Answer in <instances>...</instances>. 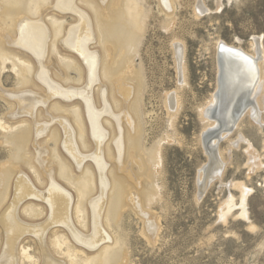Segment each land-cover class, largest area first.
Masks as SVG:
<instances>
[{
	"label": "rangeland",
	"instance_id": "374dc122",
	"mask_svg": "<svg viewBox=\"0 0 264 264\" xmlns=\"http://www.w3.org/2000/svg\"><path fill=\"white\" fill-rule=\"evenodd\" d=\"M52 1L53 0L45 1L46 4L42 7L45 8L43 12L44 15H41L38 12L33 13L27 8L29 6L28 0H0V25L2 23L1 18L5 15L6 11L7 13H14L15 19L17 17L24 19L23 17L25 16V19L29 17L27 20H37L40 24L45 21L44 23L47 25L44 24V27L48 30L47 33L49 35H47V43L42 56V62L44 63L42 64L44 66L38 65L40 63L28 52L7 43L5 38L8 36L12 37V40L16 39L17 33L15 27L12 30L9 29L8 33L1 32L0 29V42L4 45L5 48H2L5 49L6 52L16 53L15 55L18 54L17 56L20 54L19 57L22 56V59L25 58L28 63L31 61L32 64L30 63V65L33 69L32 71H34L38 65L37 71H44L45 77H47V79L49 78L47 81H51L49 84L53 82L51 86H56L58 90L57 93H59L65 91L63 89L69 86L70 89H79L84 86L87 78L85 75L86 71L82 69V73L85 76L81 73L83 78L77 80L79 78L78 72L75 69L69 68L72 67V65L66 63L73 59V57L77 59H75L76 62L78 61L77 55L70 50L71 53H68V50L64 49L63 45L60 43L64 36H66V33L64 34L66 29L62 31V34H64L63 36L60 34L56 37V43H60V45L58 43L56 45V50L58 52H56V54L55 52L50 54V41L53 40L51 36L53 28L51 29V23L49 24V22L53 17H58V19L60 18L59 20H65L64 23H66L67 26H72L74 23L77 25L81 22L80 18L89 22L88 20L90 18L93 23L90 22L89 27L92 25L93 28L90 27V30L93 29L94 31H91L93 36L89 35L85 44H89V46H86L89 52H96L95 54L98 55L99 60L102 59L98 61L97 67L100 65V67H102V63L105 60L103 59L105 54H102L105 52L101 43L96 40L99 39V34L95 24L96 19L94 20V8L90 6L88 2L85 0H74L76 4L72 3L74 7L72 6L71 10L68 9L57 12L55 7L56 0H54L55 2L53 1L54 3ZM99 1L100 0H91L90 2L89 0V2L97 8L101 6V1ZM108 1L111 3L112 0H104V4L110 9L111 6ZM122 1L124 2V0ZM137 1L143 10L142 27L137 30L135 34V51L132 55V60L134 70H136V72L138 70L139 73H137L142 77L139 81V77L136 78V81L128 78L129 75L128 77L126 76L128 79H124V81L127 82L128 80V86H130L132 90L128 97H132V102H135V106L138 105V107L132 108L134 103L132 104L128 97L123 98L116 93L109 78H105L103 74L101 75L102 69L100 67L96 72L97 82L91 85L93 105L97 110L104 109L99 115L100 124L108 133L104 140L103 158L104 161H107L106 179L111 191H109V189L106 192V199H110V195L113 191V183L111 184L113 179L112 173L116 175V180H119L118 182L116 181L120 183L117 185L121 186H119L121 189H119L120 195L114 197L112 201L113 204L111 203L112 226L110 228H108L106 222H104L105 217H102L105 230L111 237L113 236L114 238V235L119 237V243L122 247V249L121 247L118 249L121 255L117 252L118 257L116 256L117 260L115 258V264H264V123L260 125L255 119L245 114L240 120L239 127L231 131L228 138L221 139L218 144L220 159H222L221 161L225 164L221 175H217L216 178H211V184L201 196L198 193L197 186L203 167L206 166L205 164L208 165L209 163L201 142L203 131L209 124H206L207 122L203 118L201 109L210 101L211 94L216 88V41L221 40L226 44L250 50L252 48V39L256 36L261 38L264 48V0H173V10L170 13L166 11L160 0ZM50 2H52V4ZM119 2L120 5H123L120 0ZM200 2L203 4V9L201 10L197 9V4ZM23 3L25 4L23 5ZM75 5H77L78 9L81 8L82 10H78ZM19 11L21 12L20 14H18ZM83 12H85L86 15L88 14V19H86V15ZM49 14L52 15L50 20ZM103 20L105 22V18L102 19L101 17V21ZM12 33L16 35L14 34V36H12ZM93 33H95L96 36L98 35V38ZM94 38H96V41L93 40ZM91 41H94V43ZM112 41L110 40V43ZM177 42H181L184 45V78L181 76L177 65ZM98 43H100L99 45L101 47ZM9 44L11 46H9ZM47 49L50 50L47 52ZM97 51L99 53H97ZM46 54L47 56L45 57ZM60 55H65V57ZM44 57L47 59L44 60ZM50 57H52L54 64ZM74 59L71 61H74ZM62 60L66 62L64 63ZM10 61L11 59L6 60L4 64L0 62V64L4 66V68H0V122H5L7 125H11L10 128H14L19 125L15 123L28 118L27 122L31 124L32 130L30 131L31 135L29 134V140L31 141L20 149L22 152H18L15 144L7 140L6 136L17 133L19 129H13L10 132L0 129V217L2 216L3 210L9 205L13 198L14 185L17 178L20 176L15 175L14 177L13 173L15 174L16 172L15 170L12 171V178H10V182H8L10 184L5 197L6 186L2 182V171L7 167L9 168L11 164H16V162H18L21 172L26 175V177H29L30 182L34 186H39L40 188V177H37L35 173H40L41 171L35 170L34 173L33 170L28 168L27 164L23 162L27 158L25 157V152L31 153L33 159L42 160L47 166L51 164L55 165L56 159L51 156L53 140L47 141V139L49 135H51L50 131L53 129H56L59 134L63 131L57 117L60 116L62 118L63 115H65L69 126L74 128L77 125L71 107H65L67 108L66 110H52L51 105L56 101L62 105H67L69 102H65L67 100L56 95L49 97V86L47 84H44V86L43 83L36 78L38 74L36 70L33 73L31 71L28 81H24L29 84H24L22 80L18 78L20 76L17 75V71L13 68V64ZM45 61H47V64ZM35 63L38 64L36 65ZM61 63L67 68L65 69ZM2 65H0V67H3ZM120 67L121 66H119V68ZM45 69H47L49 75L46 74ZM100 69L101 71L99 72ZM61 74H64V77H59ZM66 74H68L67 78L70 81L68 79L66 80ZM97 74L100 76L98 77L99 79L97 78ZM55 81L59 83L61 88L58 87L59 85ZM101 81H103L102 83L105 85L103 87L105 92L101 87L103 84H99ZM100 87L102 88V92H99L101 90ZM69 88L67 89L69 90ZM45 89H47L46 91L48 94ZM16 91L19 93H16ZM32 91L38 93L35 94L32 93ZM21 92L24 93L20 96L22 98L23 95H28L35 100L37 99L36 104L33 106L36 110H33L34 113L30 112L31 114L29 116L27 114H21L28 112L19 111L16 108L15 99L11 95V93L21 94ZM41 92L43 93L42 95ZM62 94L63 93H59L60 96H62ZM135 96L137 99L133 98ZM169 96L170 98H168ZM11 97L12 99H9ZM42 97L45 99H42ZM71 99H73L76 104L78 103L76 97ZM173 99L177 101V105L172 107L169 105L168 100L170 101ZM69 101L71 100L69 99ZM126 101H129L128 105ZM120 102L121 104H119ZM80 103L82 106L81 101ZM48 104L51 107H48ZM124 105L127 106L126 115L120 113L121 107L123 108ZM104 107H106L107 110ZM137 111H139V115H136ZM38 112L42 115L39 114V116H37ZM32 113L36 116H34L36 123L44 126L45 129L43 133L34 134V122L31 118L33 117ZM124 117H127V119ZM262 118L264 122V114ZM30 119L32 121H30ZM115 122H117V124ZM86 124L88 125V123ZM25 125H27V123L23 124L24 127ZM117 125L121 126L122 129L120 128V131H118L119 127H116ZM132 127H135V130L137 129V133L135 132L133 135H135V137L139 136L140 143L137 148L142 151L139 152L135 149V157L137 156V158L142 159V168L133 160L135 159L134 155L130 157L128 153V137L132 131V133H134V129L131 131ZM22 129L23 128H21V130ZM46 129H48V131ZM117 133L119 135H117V137L121 136L122 140L120 141V148L122 150L121 152L120 149L117 150L119 153H116L117 151L114 150L115 148L112 144L114 143V138H116ZM240 135H242L245 140L242 139L239 144L233 145L231 140H237V136L240 137ZM75 138L77 139V134ZM34 141L36 145H34ZM248 142H250V146ZM77 143L78 150L85 155L82 165L84 168L89 167L91 169L94 177L89 178L94 182V186L98 188L99 184L97 183L95 174V163L92 159V155H90L93 151L92 137L87 135V147L83 146L79 140ZM108 145H110V151L115 159L121 164L123 163L124 166L129 165V169L134 178L127 176L126 173H119V171L115 169L114 159L111 161L110 158L107 157ZM58 152L67 161L75 163L61 147L58 149ZM148 152L154 154L155 158L153 162L152 159L148 157ZM16 153H18V156L15 155ZM252 154L255 156L254 160H249V155L253 158ZM215 156L218 164L219 156ZM32 157L30 158L34 161ZM34 164L37 165V161H35ZM4 165L6 166L3 167ZM75 165L71 164L73 170L72 174L78 176V172H80L81 169H78ZM112 168L113 170H111ZM220 168L222 169L221 166ZM56 175L58 177V173ZM232 181H241L246 187L251 189L249 193H247L246 198L247 217L239 216V210H235L233 214L227 215L225 219L220 216L219 211L222 203L230 194L234 196L235 201H239L240 190L230 185ZM63 184L64 188L71 194L75 201L76 196L74 188L66 183ZM1 187H5V198L2 195L3 193L1 194L3 191ZM97 192V190L90 192L88 196L91 197L88 198V200L93 199ZM133 196L140 202L139 206H141L144 214L140 213L132 206L131 199ZM29 197L30 196L26 197L23 202L20 201L16 208V213L19 221L25 222L27 225H33L45 219V216L43 217L45 212H43L42 216L37 214L36 217H29V213L24 210L26 203L32 202L29 200ZM43 201L42 199L40 204L42 208H44ZM24 212H26L27 215ZM87 212H89L88 205ZM72 219L74 220V217H72ZM147 220H150L153 227L148 226ZM56 227L50 228L47 231L44 246L47 251L49 248L48 253H50L51 257L61 260L62 255L55 253L49 245L50 239L48 241V238L51 237L52 229H56ZM77 227L76 224V228ZM88 227L87 233L90 232V220L88 221ZM86 230L87 228H85V233ZM4 240L5 229L0 222V264L2 260L5 261L6 264H12L9 262L11 259H6L2 254ZM71 242L74 243L73 240H71ZM23 245L28 249L31 258H33V262L30 264H38L37 259L40 250H38L35 238L30 232H25L18 240L15 251V264H29L21 255V247ZM46 246L48 248H46ZM81 247L88 256H92L98 251L96 249L91 250L88 247L84 248V246L80 244L79 248ZM77 260H79V258Z\"/></svg>",
	"mask_w": 264,
	"mask_h": 264
},
{
	"label": "bare ground",
	"instance_id": "6f19581e",
	"mask_svg": "<svg viewBox=\"0 0 264 264\" xmlns=\"http://www.w3.org/2000/svg\"><path fill=\"white\" fill-rule=\"evenodd\" d=\"M45 1L46 0H28L29 6L27 7V4H26V7L30 11H32L33 13L38 12L41 15H44L43 12L45 11V8H42V7H44V5L46 4ZM85 1L88 2L90 4V6H92L94 8V10H93L95 13L94 14L95 15L94 20L96 19L95 24H96V27L98 29L97 31H98L99 36L98 35L97 36L99 37V39L94 38L93 40H95V39L98 40L101 43L102 48L104 49V52H105V53L102 52L103 53L102 55L105 54L106 58L105 57L103 58V56H102V58L105 60L103 61V63L101 62L102 67H100L101 65L99 66L102 69L101 75L103 74V76L105 78H109V80L111 81V83L113 85V88H115L116 93H118L120 95V97L127 98L131 94L132 90H131L130 86H128V83H127L128 80L126 82V81H124V79L126 80L128 78H131L132 80L137 81L136 78L139 77V79H138V81H139V80H141L140 78L142 77V76L140 77V75L138 74L139 73L138 70H137L138 73L136 72V70H134L132 55L135 51L134 39L136 36L135 35L136 31L141 29V27H142L141 24H142V12H143V10L140 7V5L138 4L137 0H124L125 3L122 0H120L123 5L119 4L120 3L119 0H112V1L110 0L111 3L108 1L110 3V6H111L110 9L105 6L104 0H100L101 6L99 5L100 6V7H98L99 9L96 6H95L96 7L95 8L92 5V3H90L91 0H90V2H89V0H85ZM160 1L162 3L163 7L166 9V11H169V13L172 12L173 0H160ZM52 2H50V3L52 4ZM72 3H74V0H73V2H72V0H56L55 7H56L57 12H61V10H63V11L68 10V9L71 10L72 6L74 4H76V3H74V4H72ZM21 4H22V2H21ZM24 4L25 3H23V5ZM75 7H77V5H75ZM113 7H115V8H113ZM52 9H53V7H52ZM52 9H51V11H52ZM74 9H76V8H74ZM77 9H78V7H77ZM79 9H81V8H79ZM197 9H199V10L203 9L202 2L197 4ZM20 13L21 12L19 11L18 14H20ZM83 13L85 14V12H83ZM13 14L7 13V11H6L5 15H3L1 18V20H2V23L0 25L1 32L8 33L9 29L12 30L15 27L16 33H17L16 39L12 40V37H10V36L5 38L7 40V43H10L11 45H15L20 50L23 49L24 51L28 52L31 56H33L38 61V63H40V64L35 63L36 65L38 64V65L44 66L43 65L44 63L42 62V56L44 54L46 43H47V35H49L47 33L48 30H46V28L44 27L45 26L44 24H46V23H44L45 21L42 22V24H40V22H37V20L29 21V20H27L29 18V17L27 18V16H26L27 19H25V16L23 17L24 19L17 17V16H16L17 18L15 19V17H14L15 15H13ZM49 15H50L49 20H50L52 15L51 14H49ZM87 16H88V14L86 15V19L89 18V16L88 17ZM35 17H36V15H35ZM101 17H102V19L105 18V22H104V20L101 21ZM35 19H37V18H35ZM59 19H58V17L57 18L53 17L50 22L48 21L49 24L51 23L50 24L51 29L53 28V30H52L53 32L51 35L53 37V40L50 41V43H51V47H50L51 53L50 54H52L53 52H55V54H56V52H58L56 50L57 49L56 45L58 43V42L56 43V41H57L56 37L58 35L62 34L63 33L62 31H64L66 29V32H64V34L66 33V36H64V38L62 37L63 39L61 38L62 41L60 43L63 45L64 49L68 50V53L72 52L75 55H77L78 61L76 62L77 59L75 58L76 59L75 60L74 57H73L74 61H71L73 59L70 60V58H69V60L71 62L70 61L66 62L63 60L62 61L64 63L66 62L67 64L72 65L73 68L72 67H69V68L75 69L78 72L77 74L79 75V78L77 80H80V78L81 79L83 78L81 76L83 74L82 69L85 70L86 71L85 75H86L87 80H86V82L84 81L85 82L84 86L80 87L79 89L78 88L77 89H73V88L70 89L69 88L70 86H69V87H67V88H69V90H68L67 88L65 89L63 87L64 88L63 90H65V91L59 92V93H63L62 96H60L59 93H57L58 92V90L56 89L57 87L51 86V84L53 82L51 84H49V82H51V81H47L49 78L47 79V77H45L44 71H41V70L37 71L38 65L37 66L35 65L36 66L35 70L38 72L36 78H38V80L41 83H43V85L47 84L49 86V97L56 95L62 99L67 100L65 102H69L67 105H62L61 103L56 101V102L52 103L53 105H51L52 110L53 109L55 111L56 110H66L67 108H65V107H71V110L73 111V114H74V120L77 123V125L74 128L69 126L67 123V119L65 118V115H63L62 118L60 116L57 117L59 119V124H60L61 128H63V131H62V133L59 134L56 129H53L52 131H50L51 135H49V137L47 139V141L53 140V142H52L53 147H52L51 156H52V158L56 159L55 165L51 164L50 166H47L45 164V162H43L42 160L33 159V157L31 156L32 155L31 153H28V152L26 153L24 151L26 154L25 157H27L26 160L27 159L28 160L27 161L24 160L23 162L27 164L28 168L30 170H33L34 173H35V170L41 171L40 173H35L37 175V177L38 176L40 177V188H39V186L38 187L34 186L30 182L29 177H26V175H24L21 172L18 162H16V164H11L9 168L7 167L2 171V174H3L2 175V177H3L2 182L6 186V188L4 187L6 189L5 197L7 195L8 187L10 184L8 182H10L9 180H10V178H12V171L15 170V172H16L15 174L13 173L14 177H15V175H17V176L20 175L17 178L15 185H14L13 198L11 199L9 205L3 210L2 216L0 217V222L5 229V240L3 243L4 248H3L2 254L6 259L7 258L11 259L9 261L10 263L15 264V261H14L15 260V251H16V246L18 245V240L20 239L22 234H24L25 232H30V233H32L33 237L35 238L38 250H40V254H39V257L37 259L38 264H115V261L117 260V258H116L117 252L119 251L118 249L121 247V245L119 243L120 240L118 239L119 237L114 235V238H113V236L111 237L110 234L107 233V231L105 230V227L103 226V221L105 220L104 222H106V226L108 228H110L112 226L111 203H112L114 197H118V195H120V193H119L120 192L119 191L120 185H117L120 183H117L119 180H116L117 179L116 175L112 173V178H113L112 181L113 182L111 181V184L113 183L112 184L113 191H112V194L110 195V199L109 200L106 199V192L110 189L109 188L110 186H109V183L106 179V177H107L106 176V170H107L106 169V166H107L106 163H107V161H104V158H103V150H104L103 145H104V140L107 137L108 133L106 130H104L102 128V126L100 124V116L99 115L102 113V110H104V109L97 110L94 107L93 102H92V98H91V96H92L91 95V85H92V83L97 82L96 72H97V69L99 68V67H97L98 61H100L102 59L99 60L98 55L95 54L96 52L91 53L86 48V46L87 45L89 46V44L86 45L85 42L88 40L89 35L90 36L92 35L91 31L93 30V29L90 30V27H92L91 24H90L91 26L89 27V23L91 22L90 18L88 20L89 22H86L84 19L80 18L81 22H79L77 25H75V23H74V25L70 24L72 26H67L66 23H64L65 20H62V19L59 20ZM38 21H39V19H38ZM91 23H93V22H91ZM12 34L11 35L14 36L15 33H12ZM50 34H51V32H50ZM64 34H62V36ZM93 34H95V33H93ZM95 36H96V34H95ZM52 37H51V39H52ZM5 39H4V41H5ZM108 39H109V41H108ZM112 39H113V41H112ZM49 40H50V38H49ZM90 40H92V39H90ZM110 40L113 42V44H112V42L110 43ZM252 40H253L252 48L250 50H245L239 46H233L231 44H226L221 40L216 41V45H215L216 60H217V49L221 43L226 44L230 48L239 50L244 55V57L242 55H236V54L231 53V52L224 53V56L222 58L223 61H222V64L220 66V69H219L218 62H217V76H218L219 72H221L222 77H224L225 79H224V81H220V83H219V81H216L217 82L216 88H215L214 92L211 94L210 101L207 103V105L205 104V107H203L201 109V111L203 113V118L207 122L206 124H209L207 127H210V128L206 127L207 129L205 128L206 130L204 129L203 133L207 132V130L215 129L218 126H222L224 128V130H221L216 136L209 139V143H208L209 152L207 153L204 150L205 153L207 154V158H208L209 163L207 162L208 165L206 164V166L203 167V171H202V173L198 179L197 186H198V193L200 196L202 194H204L205 189L211 184V180H212L211 178H216L217 175L220 176L221 172L224 168L225 164L221 161L222 159H220V155H219L220 152L218 150V144L221 141V139L228 138L231 131H233L235 128L239 127L240 120L245 114H247L250 118L255 119L257 122H259L260 125H262L264 123L263 118H262L263 114H264V90H263L264 89V75H263L264 48L262 45L261 38L254 36V38ZM91 42L94 43V41H91ZM60 43H58V44L60 45ZM100 43H98V45ZM10 44H9V46H11ZM177 44H178L177 50H176L177 51V54H176L177 65H178V69L180 71L181 76L184 78V76H185V74H184V60H183L184 59V45L181 42H177ZM2 45L3 44H1V42H0V62L2 64H4V62H6V60L11 59L10 62L13 64V68L17 71L16 72L17 75L20 76L18 78H20L22 80V83L29 84V83H26L24 81H28L29 75L31 74V71L33 70L31 68V65H30L31 61L28 63L25 58H24L25 59L24 60L21 58L22 56L19 57L20 54H19V56H17L18 54L15 55L16 53L14 54V53L6 52L5 49H3V48H5L4 45L3 46ZM47 46H50V45H47ZM11 49H10V51H11ZM48 50H50V49H47L46 51L48 52ZM8 51H9V49H8ZM91 51H92V49H91ZM97 53H99V52L97 51ZM69 55H71V54H69ZM46 56H47V54L45 55V57ZM50 56H52V55H50ZM58 56H59V54H58ZM60 56L65 57V55H60ZM30 57H26V58H30ZM45 57L43 58L44 60L47 59ZM99 57H101V56H99ZM50 59L52 60V63H53L54 61H53L52 57H50ZM36 60H34V61H36ZM32 62H33V60H32ZM45 63L47 64V61H45ZM2 64H0V65H2ZM63 66L65 69L67 68V67H65V65H63ZM119 66H121V67L119 68ZM45 67H46V65H45ZM0 68H4V66L0 67ZM59 68H61V67H59ZM47 69H49V68H47ZM47 69H45V71H46V74L49 75V72L47 73ZM101 69L99 70V72L101 71ZM35 70L32 71V73L35 72ZM59 71H60V69H59ZM69 71H70V69H69ZM57 73H61V72H57ZM136 73H137V75H136ZM35 75H36V73H35ZM65 76H66V80H67L68 74H66ZM126 76L127 77L129 76V77L127 78ZM59 77H64V74L59 75ZM98 77H100V76H98V74H97V78ZM33 78H35V77H33ZM50 80H52V79H50ZM18 82H19V80H18ZM102 82L103 81L99 82V84L100 83H101V85L103 84V86H101L103 88L105 85ZM125 83H127V84H125ZM57 84L59 85V83H57ZM66 84H68V83H66ZM137 84H138V82H137ZM218 86L220 87V89H222L221 92H223V88L226 89V94H225L226 96L225 97L228 98V104L230 102L237 103L239 98H242L244 96L247 97L246 98V104L241 108V110L239 111V115L233 121H232L233 112L237 111L236 105H235V107H232V105H228L230 108H228V109L223 108L222 111H219L216 114V116L212 114L211 108H213L215 106L216 102L218 101V99L221 98V93H220V97H219V95H217V96L215 95L217 88H219ZM58 87H60V85ZM101 87H100L101 90L99 92H102ZM140 87H139V89H140ZM46 90L47 89H45V91ZM105 90H106V88H105ZM103 91H104V88H103ZM42 92H44V91H42ZM42 92H41V95L43 94ZM16 93H19V92L16 91ZM32 93L36 94L38 92L32 91ZM46 93H47V91H46ZM138 93H140V92H138ZM22 94H24V93H22V92H21V94H15V93L12 94L11 93V95L15 99L16 108L21 112H28V113H21V114H27L29 116L31 114L30 112H33V110L35 109L33 106H34V104H36L37 99L35 100L33 97L28 96V95H26V96L23 95V98H22V97H20ZM46 96H48V95H46ZM170 96L168 98H170ZM35 97H37V96H35ZM75 97H76V100L78 101L77 104L75 103V101L73 99H71V98H75ZM102 97H103V94H102ZM38 98H40V97H38ZM131 98L128 97V99L131 100V102H132L133 100ZM133 98L135 99L136 96ZM9 99H12V97ZM42 99H45V98L42 97ZM42 99H39V100H42ZM48 99L50 100V98H48ZM69 99L71 101H69ZM50 101L53 102L52 100H50ZM80 101L82 102V106H81ZM135 101H137V100H135ZM128 102H127V105H128ZM168 102H169V105L172 107L177 105V101H174V99L170 100V101L168 100ZM133 103H134V105L132 106V108L138 107V105L135 106V104H136L135 102H132V104ZM45 104H47V103H45ZM119 104H121V102ZM51 106H49V104H48V107H51ZM104 108L107 110L106 107H104ZM126 109H127V106L124 105L123 108L121 107L120 113H123L126 115V113H125ZM135 110H136V108H135ZM139 111H137L136 115H139L138 114ZM39 112H38L37 116H39V114H40ZM229 112H231L232 114ZM33 113H32L33 117H31V116L30 117L33 119V122H34V125H33L34 126L33 127L34 134L43 133L45 128L43 125L36 123V121L34 119L35 115ZM83 114H84V117H83ZM127 114H128V112H127ZM40 115H42V114H40ZM124 118L127 119V117H124ZM27 119L26 120L23 119L22 121L15 123V124H19V125L15 126L14 128H12V127L10 128L11 125H7L5 122H3V123L0 122V127H1L0 129L5 130L6 132H10L13 129L14 130L19 129V131H17V133L11 134V136L10 135L6 136L7 140H9L10 142L12 141L15 144L16 148L18 149V152H22L20 149H22L25 145H27V143L29 141H31L29 139H30V135H31L30 131L32 130V128H31V124L27 122ZM30 121H32V120L30 119ZM117 122H115V123L117 124ZM25 123H27V125H25V127H24L23 124H25ZM86 123H88V125ZM116 127H119L118 131H120L121 126L117 125ZM21 128H23V129L21 130ZM133 129H134V133H132ZM46 130L48 131V129H46ZM131 131L132 132L129 134V137H128V146H129L128 147V153H129L130 157H132L133 155L135 157V152H136L135 149L139 152L142 150L137 148V147H139V143H140L139 136L135 137V135H133V134H135V132L137 133V129L135 130V127H132ZM120 133L123 134L122 132H120ZM76 134H77V139L75 138ZM87 135L88 136L90 135L92 137L93 151L90 153V155H92V159L94 160V163H95L96 173L95 172L94 173L96 174L97 183L99 184L98 188H96L94 186V182L90 179V178L94 177V174L91 171V169L89 167L84 168L82 165L83 160L85 159L84 153H81L78 150V143H77L78 140L83 146L87 147ZM117 135H118V133L116 134V138H114V143H112V144L115 148L114 150L117 151L120 149V152H121L122 149L120 148V145H121L120 141H122V140H121V136L117 137ZM84 136H85V138H84ZM126 136H128V135H126ZM237 137H238L237 140H235V139L231 140V143L233 145L239 144L240 140H242V139L245 140L242 135H240V137L239 136H237ZM201 140H203V139L201 138ZM201 142L203 144V141H201ZM248 144H249V146L251 145L250 142H248ZM34 145H36V142ZM203 146H204V144L202 145V147ZM60 147L69 155V157L75 163L67 161L64 157H62L60 155V153L58 152V149ZM151 152L150 153L148 152L149 153L148 157L150 159H152V162H153L155 157H154V154ZM153 152H154V150H153ZM248 152H251V151H248ZM116 153H119V151H117ZM120 154H122V153H120ZM144 154H145V152H144ZM15 155L18 156V153H16ZM215 155L219 156L218 164H217V159H216ZM250 155H249V158H250L249 160H252V159L254 160L255 156H253V154H252V156H253V158H252ZM87 156H88V154H87ZM30 157H32V159L34 161H32ZM107 157H109L111 161H112V159H114L115 169H117L119 171V173L123 172L124 174L126 173L127 176L134 178L131 170L129 169V165L124 166L123 163L121 164L117 159L114 158L112 152L110 151V145L107 146ZM133 160L136 161L137 165L140 168L143 167L142 159L137 158V156H136L135 159H133ZM35 161H37V165L34 164ZM11 163H13V162H11ZM222 163H223V165H222ZM71 164H74V165L76 164L75 167L77 166L78 169L80 168L82 170V171L80 170V172H78V176H74L72 174L73 170H72ZM5 166L6 165H4L3 167H5ZM7 166H9V165H7ZM220 166L222 167V169L220 168ZM111 170H113V168ZM57 173H58V177L56 175ZM147 176H148V174H147ZM63 183L71 185L74 188V192H75V196H76L75 201L73 200L71 194L64 188ZM202 183H204L203 188H202V186H200V184H202ZM230 185H232L234 188L236 187L240 190V196H239L240 198H239V201H235L234 196L232 194H230L229 197H227L224 200V202L222 203V206H221L220 211H219L220 216H221V218L225 219L227 215H231V214H233V212L235 210H239L240 212H238V215L244 217L247 214V206H246L247 193H249V191L251 189L246 187L241 181H238V182L232 181L230 183ZM4 188L1 189V190H3L1 192V194L3 193L2 194L3 197H4V191H5ZM202 189H203V192H202V194H200V191ZM94 190L98 191L96 193V196L93 199L88 200V198L91 197V196H88V194L90 192H93ZM109 191H111V189ZM28 196H30L29 200H31L32 202H27L26 206L24 207V210L29 213V215H28L29 217H31V218L36 217L37 214H39V216H42L43 212H45V214L43 215V217L45 216V219H43L39 223H34L33 225L32 224L27 225V223L19 221V218H18L17 213H16V208L18 207L20 201L23 202L24 199ZM42 199L44 200L43 201L44 208L40 207ZM2 200H3V198H2ZM131 202H132L131 203L132 206L137 211L144 214L141 206H139L140 202L138 201V199L136 197L133 196V198L131 199ZM87 205L89 206V212H87ZM26 212H24V213L27 215ZM72 217H74V220L72 219ZM102 217H105L104 220L102 219ZM89 220H90V232L87 233L88 228H89L88 227V221ZM150 220H147V224L149 227H153ZM76 224L78 226L77 228H76ZM53 227H56V229H52V231H51L52 234H51V237L48 238V241L50 239L49 245L52 247L53 251H55V253H57V254L62 255L61 260L59 258H58L59 259L58 260V259L51 257L50 253H48L49 248L46 246V248H48V251H47L45 249V246H44L45 235H46L47 231ZM85 228H87L86 233L84 232ZM71 240H73L74 243H72ZM80 244L82 246H84V248L88 247L91 250L96 249L98 251L96 254H94L92 256H88V255H86V253L82 249V247L79 248ZM121 249H122V247H121ZM121 249H120V251H121ZM118 254H119V252H118ZM21 255H22L23 259H26L29 262V264L33 262V258H31V255L29 254L28 249L24 245L21 247ZM119 255H121V253ZM78 258H79V260H77ZM115 258H116V260H115ZM6 259H4V260H6ZM2 263L6 264V262L3 260H2Z\"/></svg>",
	"mask_w": 264,
	"mask_h": 264
},
{
	"label": "water",
	"instance_id": "95a60500",
	"mask_svg": "<svg viewBox=\"0 0 264 264\" xmlns=\"http://www.w3.org/2000/svg\"><path fill=\"white\" fill-rule=\"evenodd\" d=\"M227 52H231V53H234L236 55H242L244 57V55L239 51V50H236V49H233V48H230L229 46H227L226 44L224 43H221L217 49V62H218V66H219V69H220V66L222 64V61H223V56H224V53H227ZM252 63V62H251ZM224 77H222V74L221 72H219L218 76H217V81H224ZM219 87V86H218ZM222 89L217 88L216 92H215V95H219L220 97V93H221V98L218 99V101L216 102L215 106L212 109V114L216 116V114L219 112V111H222L223 108L225 109H228L230 108L228 105H232V107H237V111L236 112H233V120H235L237 118V116L239 115V111L241 110V108L246 104V96L242 97V98H239L237 103H232L230 102L228 104V98L225 97L226 95V89L223 88V92H221ZM231 113V112H229ZM232 114V113H231ZM230 126V125H229ZM221 130H224V128L222 126H218L217 128L215 129H212V130H207V132L203 133L202 134V141H203V149L208 153L209 152V139L216 136ZM206 165V164H205ZM200 186H202V188L204 187V183L200 184ZM199 186V187H200ZM206 190V189H205ZM203 192V189L200 191V194H202ZM205 192V191H204Z\"/></svg>",
	"mask_w": 264,
	"mask_h": 264
}]
</instances>
